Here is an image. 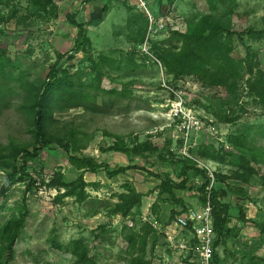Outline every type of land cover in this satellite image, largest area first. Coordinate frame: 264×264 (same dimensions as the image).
Returning <instances> with one entry per match:
<instances>
[{"label":"rangeland","instance_id":"1","mask_svg":"<svg viewBox=\"0 0 264 264\" xmlns=\"http://www.w3.org/2000/svg\"><path fill=\"white\" fill-rule=\"evenodd\" d=\"M147 1L152 8V1ZM91 2L107 3L109 13L103 15L99 8L87 10L85 0H52L47 7L36 6L31 0H0V47L12 59L15 72L23 73L24 81L33 87L25 93L19 88L11 105L0 108V161L11 149H32L35 145L30 108L34 88L42 84L58 54H66L61 67L89 79L95 74L91 60L108 57L130 67L126 59L134 52V61L140 67L134 71H111L102 81L107 88L119 89L126 84L131 98L119 99L113 106L116 111L109 114L87 113L81 108L55 113L51 126L55 135L70 142L77 155L94 157L110 168L136 165L139 169H129L113 178L102 170L82 172L67 162V153L61 147H45L28 160L29 177L12 184L5 194L0 193V264H76L72 248L76 240L88 246V255L95 257L96 264H126L130 249L125 236L138 233L146 222L155 229L146 247V257L152 264H199L195 253L174 248L178 241L189 239L188 233L176 226L171 213L182 206L172 202L167 194H159L160 180L150 174L168 175L179 182L181 169L188 164L177 143L182 132L171 111L180 101L208 129L192 135L195 145L191 153L205 170L213 173L214 186L227 191L222 200L231 204L232 221L240 226L238 237L228 240L226 250L222 246L216 249L221 264H264V235L252 222L235 219L240 202L247 219L264 221V107L246 86L250 74L243 72L230 94L225 86L202 81L196 75L171 79L161 62H144L136 52L146 21L129 0H90L87 4ZM90 11L95 21L88 20ZM167 11L171 12L175 30L181 33L205 35L215 26L237 31L264 29V0H168L162 9ZM68 13H74L76 21L91 24L86 33L89 42L75 52L72 46L77 29L65 19ZM165 36L160 35L158 42ZM216 39L232 57L248 63L254 75L264 72V38L246 34L239 39L223 31ZM238 134L250 141L248 149L230 142V137ZM143 141L156 146L157 151L143 155L102 151L113 144L130 149ZM200 147L207 148L213 156H199ZM241 153L250 157L257 172L246 176L247 182L232 178L222 181L220 176H233L240 171L233 163ZM56 170L70 181L82 174L89 196L83 202L70 197L57 201L58 191L47 186ZM188 176V186L193 189L176 190L175 195L187 208H194L200 205L196 187L202 178L194 171ZM5 177L0 166V188ZM29 178L34 184L27 191ZM125 184L143 197L132 215L122 218L109 211L117 202L116 194L126 192ZM231 188H242L246 195L232 196ZM241 196L245 198L235 200ZM24 203L28 209L25 226L14 244V260L7 263L1 252L2 228L9 219L18 217ZM96 233L101 234L95 237Z\"/></svg>","mask_w":264,"mask_h":264},{"label":"trees","instance_id":"2","mask_svg":"<svg viewBox=\"0 0 264 264\" xmlns=\"http://www.w3.org/2000/svg\"><path fill=\"white\" fill-rule=\"evenodd\" d=\"M34 5L47 7L51 5L52 0H31ZM89 1V0H85ZM103 14L107 12V5L102 8ZM74 13L65 15L68 23L77 29L72 46L73 51L82 50L89 42L86 35L87 25L90 22L76 21ZM145 31V26H144ZM225 31L230 37L236 36L242 39L246 34H253L257 37L264 38V29L256 30L246 28L240 31L225 30L219 26L211 28L208 34L192 35L189 33H181L176 30H171L168 34L158 42L156 38L152 43V52L154 56L161 62L166 73L172 75L171 79H178L185 74L198 76L202 81L209 80L212 84L225 86L227 93H232L235 88L237 79L242 78L243 72H248L250 77L246 80L248 90L255 95L260 105L264 107V72L258 71L255 75L252 73V68L245 65L244 60L235 59L226 49V46L217 41L219 33ZM144 33V32H143ZM143 37L141 38L142 41ZM140 41V42H141ZM177 52H169L170 49ZM179 44V45H178ZM139 54V50L136 49ZM66 54H58L55 62L49 67L42 84L34 88V96L30 108L32 109V123L35 145L32 149L19 147L14 148L3 154L1 165L6 173L5 180L0 188V193L5 194L12 184L24 181L29 177L26 172L28 160L38 156L39 152L45 147L56 144L67 153V162L75 169L82 172L96 173L100 170L104 171L108 178L116 177L124 174L129 169H139L136 165L118 166L110 168L107 163L98 162L94 157L86 155H77L69 141L64 137L55 135L52 130V122L55 119V113L62 112L73 108H81L87 113L92 114H109L121 98H131L132 93L126 84L117 89L116 87L107 88L102 85L103 77L109 72H118L126 68L128 71H134L137 65L134 61L135 54L131 52L124 63H116L113 59L100 56L98 60H91V66L95 69V74L89 79H84L80 72H71L69 69L61 67L60 62L65 58ZM144 62L150 61L146 56L140 55ZM111 62V63H109ZM107 65V66H106ZM108 67V69H106ZM124 74H127L124 73ZM19 88L23 89L24 93L31 91L33 87L23 79V73H16L12 59L8 56L7 51L0 47V108H8L11 105L12 99L17 96ZM116 111V110H114ZM230 142L236 147H249L250 141L245 135L238 134L230 137ZM179 146L182 145V140H177ZM169 144V142H168ZM103 152H121L128 154L143 155L144 153H153L157 151V147L148 141L135 143L130 149L122 145L113 144L102 149ZM130 151V152H129ZM197 154L202 158L213 156L207 148L200 147ZM165 158H163L164 160ZM188 164L183 165L181 169V180L173 181L168 175L161 176L159 174L150 173L160 180L158 185L159 194H167L172 202L182 206L178 211H171L172 215L182 213L187 210L182 199L175 195L176 190H191L193 187L188 186V172L194 171L195 174L202 178L201 184L196 187L200 204L209 202L213 218V229L215 240L213 244L214 252L211 264H221L217 248L222 246L224 250L227 248L228 240H234L238 237L240 226L238 223H233V217L230 213L231 204L222 200L227 195V191L222 188H217L213 185L207 189L210 179L204 168L199 167L190 159H186ZM20 162V163H19ZM238 167L239 172H235L233 176H220L222 181L227 178L240 179L247 182L246 176L255 174L257 171L251 165L250 157L247 154L241 153L237 160L233 163ZM34 184V180L29 178L26 185V190L30 191ZM47 186L58 191L56 195L57 201H62L63 198H74L75 201L83 202L89 195L85 190L87 183L83 175L80 174L74 180H66L61 171L52 172L51 179ZM126 192L116 194L117 202L110 209V214H118L122 218L132 215L133 209L141 203L143 194L135 191L128 184L124 185ZM231 195H246L242 188H231ZM236 197H233L235 199ZM244 199V196L237 197ZM238 215L235 217L237 222L247 223L252 222L260 233L264 235V221L255 222L247 219L242 203H237ZM28 215L26 204H23V210L18 217L9 219L2 228L1 252L5 256L7 263H12L14 260V244L23 230ZM255 222V223H254ZM100 229H104L103 226ZM155 229L146 222L140 227L138 233H129L125 236L127 247L130 249L126 264H152L150 259L146 257L147 241L150 234H154ZM101 233L95 234V237ZM55 245V240L52 239ZM57 247H59L56 244ZM73 254L76 264H96L95 257L88 255L89 248L83 242L76 240L72 243Z\"/></svg>","mask_w":264,"mask_h":264},{"label":"built area","instance_id":"3","mask_svg":"<svg viewBox=\"0 0 264 264\" xmlns=\"http://www.w3.org/2000/svg\"><path fill=\"white\" fill-rule=\"evenodd\" d=\"M130 5L134 7L138 13L145 19V31L142 41L138 45L139 54L146 56L150 61L160 65V61L154 56L152 52L153 41L160 37V35H167L169 31L175 30L171 12H160L153 10L147 0H129ZM172 116L176 121V126L179 127L182 135L177 137V140H182L180 151L182 155L199 164L205 168L199 159L195 158L191 149L195 145L192 135L204 132L202 122L195 117L190 111L186 110L182 102L176 103L172 107ZM175 126V127H176ZM210 179L207 189L214 185V175L206 170ZM174 222L177 227L185 231L189 235L188 240H180L174 245V248L187 253L193 252L198 259L199 264H211L213 258V244L215 240V233L213 229V218L211 212V205L209 202L200 204L194 208H187L182 213L174 216ZM154 225L155 222H152ZM169 239H173L169 237Z\"/></svg>","mask_w":264,"mask_h":264},{"label":"crops","instance_id":"4","mask_svg":"<svg viewBox=\"0 0 264 264\" xmlns=\"http://www.w3.org/2000/svg\"><path fill=\"white\" fill-rule=\"evenodd\" d=\"M90 1V0H89ZM89 1H87V3L89 2ZM152 1V9L153 10H157V11H161L162 12V9H163V7L168 3V0H151ZM148 2V1H147ZM87 3H85V5H86V7H87V10H88V8H89V10H90V8H92L91 9V11H93V10H95V9H97V8H99V9H101L102 10V8H103V6L105 5V3L102 5V4H99V3H93V2H91V4L89 5V4H87ZM106 5H107V7L109 6L107 3H106ZM87 10H86V12H87ZM88 12V14H89V16L91 17V20L90 19H88L89 21H95V20H93L94 19V13L93 12ZM110 11V10H109ZM109 11L107 12V14L109 13ZM103 15H106V14H103ZM93 18V19H92ZM103 22V21H102ZM92 23V22H91ZM90 26H91V24H89ZM89 25H87V27L89 26ZM89 26V27H90ZM145 26V25H144Z\"/></svg>","mask_w":264,"mask_h":264}]
</instances>
